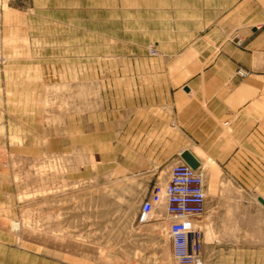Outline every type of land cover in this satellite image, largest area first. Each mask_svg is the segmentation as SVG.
I'll return each instance as SVG.
<instances>
[{
    "label": "crops",
    "instance_id": "crops-1",
    "mask_svg": "<svg viewBox=\"0 0 264 264\" xmlns=\"http://www.w3.org/2000/svg\"><path fill=\"white\" fill-rule=\"evenodd\" d=\"M48 1L83 9L53 15L111 17L115 47L136 52L95 58L111 60V72L70 73V98L88 86L101 98L90 107L70 101L47 123L32 111L33 155L65 156L69 181H129L111 190L135 192L141 203L187 149L264 205V0ZM149 45L155 55L143 50ZM253 204L219 196L207 205L203 264H264V217L248 214Z\"/></svg>",
    "mask_w": 264,
    "mask_h": 264
},
{
    "label": "rangeland",
    "instance_id": "rangeland-1",
    "mask_svg": "<svg viewBox=\"0 0 264 264\" xmlns=\"http://www.w3.org/2000/svg\"><path fill=\"white\" fill-rule=\"evenodd\" d=\"M31 4L0 0V264H176L165 224H138L136 193L111 190L112 183L129 181H69L65 156L32 154V111L43 113L47 123L50 113L62 117L70 101L97 103L101 97L93 86L70 98L68 75L111 72V60L95 58L136 49L115 47L111 17L53 15L83 9L48 0H34L31 13ZM150 46L143 49L147 54ZM202 162L208 210L219 196L248 199L255 203L248 214L264 217L256 196L243 193L211 161ZM234 210L245 215L244 209ZM211 211L201 217V228Z\"/></svg>",
    "mask_w": 264,
    "mask_h": 264
},
{
    "label": "built area",
    "instance_id": "built-area-1",
    "mask_svg": "<svg viewBox=\"0 0 264 264\" xmlns=\"http://www.w3.org/2000/svg\"><path fill=\"white\" fill-rule=\"evenodd\" d=\"M156 54L152 46L148 51ZM237 74L244 76L242 69ZM163 208L164 215L159 213ZM207 210V186L202 166L193 169L179 158L169 167L166 180L153 185L139 206L138 224H165L176 264H203L201 217Z\"/></svg>",
    "mask_w": 264,
    "mask_h": 264
},
{
    "label": "water",
    "instance_id": "water-1",
    "mask_svg": "<svg viewBox=\"0 0 264 264\" xmlns=\"http://www.w3.org/2000/svg\"><path fill=\"white\" fill-rule=\"evenodd\" d=\"M180 158L193 169H197L200 166V163L195 157V155L187 149H184L180 152Z\"/></svg>",
    "mask_w": 264,
    "mask_h": 264
},
{
    "label": "bare ground",
    "instance_id": "bare-ground-1",
    "mask_svg": "<svg viewBox=\"0 0 264 264\" xmlns=\"http://www.w3.org/2000/svg\"><path fill=\"white\" fill-rule=\"evenodd\" d=\"M198 160V159H197ZM10 226L12 227V228H16L17 227V222H15V221H11L10 222Z\"/></svg>",
    "mask_w": 264,
    "mask_h": 264
}]
</instances>
